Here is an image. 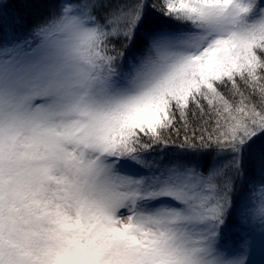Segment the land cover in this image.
Returning <instances> with one entry per match:
<instances>
[{
  "label": "snow or ice",
  "instance_id": "6c2138e0",
  "mask_svg": "<svg viewBox=\"0 0 264 264\" xmlns=\"http://www.w3.org/2000/svg\"><path fill=\"white\" fill-rule=\"evenodd\" d=\"M20 6L0 264H264V0Z\"/></svg>",
  "mask_w": 264,
  "mask_h": 264
},
{
  "label": "trees",
  "instance_id": "16d2710c",
  "mask_svg": "<svg viewBox=\"0 0 264 264\" xmlns=\"http://www.w3.org/2000/svg\"><path fill=\"white\" fill-rule=\"evenodd\" d=\"M27 0H0V4H8L10 7L7 9L9 15L12 14H20L24 17L26 22H31L33 18L37 15V9L35 8H24L20 5L26 3ZM3 9H0V12H2ZM3 36L4 32L3 29H0V43L3 42Z\"/></svg>",
  "mask_w": 264,
  "mask_h": 264
},
{
  "label": "rangeland",
  "instance_id": "374dc122",
  "mask_svg": "<svg viewBox=\"0 0 264 264\" xmlns=\"http://www.w3.org/2000/svg\"><path fill=\"white\" fill-rule=\"evenodd\" d=\"M258 258V257H257Z\"/></svg>",
  "mask_w": 264,
  "mask_h": 264
}]
</instances>
